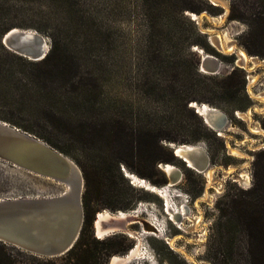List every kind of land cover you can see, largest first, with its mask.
<instances>
[{
	"label": "rangeland",
	"instance_id": "374dc122",
	"mask_svg": "<svg viewBox=\"0 0 264 264\" xmlns=\"http://www.w3.org/2000/svg\"><path fill=\"white\" fill-rule=\"evenodd\" d=\"M224 3L222 6L210 0H0V26L6 30L38 28L41 32L35 31L49 39V50V34L61 31L62 41L55 59L73 66L75 75L71 83L78 88L74 99L66 95L67 83L58 87L59 98L53 102L49 99L42 102L35 96L31 101L25 97L22 104L24 93L21 94L20 85L16 86L18 81L2 73L0 121L16 128L13 123L34 126L38 136L29 134L69 158L79 169L80 164L89 160H103L110 166L108 173L115 179L116 187L101 197L90 227L92 238L105 240L104 244H92L98 251L123 249L126 254H114L123 257L137 247L139 256L128 264H234L242 260L247 248L246 233L228 222L234 223L237 218L233 205L249 201L247 191L259 188L264 163V133H254L257 128L264 132V103L253 97L264 94V38H260V22L252 21L254 14L264 12V0H224ZM231 5L248 19L228 20ZM182 7L201 12L184 11L187 21L182 20L178 15ZM217 35H226L236 49L221 50L213 43ZM246 44L262 56L249 54ZM237 49L255 57L261 66L248 63L244 67L238 63ZM205 54L220 64L216 74L201 71L199 66ZM0 65L9 70L14 68L15 76L31 71L25 63L2 52ZM233 69L243 75V90L249 102L240 95V85L235 98L218 93L222 80ZM188 96L202 100L191 104L193 107L204 103L225 114L227 123L220 133L209 128L190 104L189 111L183 108ZM246 104L243 110L234 109ZM36 105L53 110L60 118V131L43 121L40 127L35 126L38 120L29 108ZM20 108H26V113L19 112ZM248 112L249 121L245 117ZM199 121L206 130L199 132L201 139L195 145L208 157L205 173L174 157L169 146L163 144V149L158 148L156 139L145 133L147 129L156 130L182 140L191 135V128H197ZM101 122L106 124L103 133L98 128ZM83 124L87 126H79ZM83 131L93 132L94 139ZM170 156L173 157L170 162L158 159ZM166 163L176 169L178 181L174 185L169 184V176L161 167ZM208 172L212 173L210 182ZM125 173L130 179L135 176L144 183L128 180ZM147 185L154 187V191ZM66 191L67 185L63 183L0 161V199H43ZM131 200L136 201L130 214L159 231L146 234L138 222L125 226L131 234L118 231L97 238L96 216L103 211L121 212L118 207ZM167 206L185 216L178 221L171 219ZM114 235L118 238L109 242ZM64 256L29 259L25 263L64 264L61 259Z\"/></svg>",
	"mask_w": 264,
	"mask_h": 264
},
{
	"label": "trees",
	"instance_id": "16d2710c",
	"mask_svg": "<svg viewBox=\"0 0 264 264\" xmlns=\"http://www.w3.org/2000/svg\"><path fill=\"white\" fill-rule=\"evenodd\" d=\"M187 10L195 13L201 12L200 10H195L194 8L191 7H182L180 8L178 13L179 17L182 20L187 21V18L183 15L184 11ZM1 12L2 10L0 7V14ZM247 19L248 18L244 12L239 11L234 5H231L230 13L228 15V20L245 21ZM252 21L260 22V26H261L260 38H264V12L254 14L252 16ZM29 27L32 26H26V28ZM34 29L37 30L38 32H41V30L38 28H34ZM8 30L3 28V26H0V52L16 58L18 61L25 63L31 68L30 72H21V76H15L16 71L14 68L9 70L8 69L9 67L4 68L0 65V74L4 73L7 75L5 77H8V79L11 78L18 81V84H16V86L20 85L21 88L20 92L21 94L22 91L24 93L22 95L23 98L21 99L22 100L21 103L25 104L26 98H28V100L31 101L30 98H35V96H38L42 100V102L45 101L44 99H49L51 102H53V100H57L59 98L58 87L67 83L69 84V86L66 95H68L70 100H73L74 99L73 96L77 94V90H78L76 85L71 83V79L75 75L72 69L73 66L69 64L67 65L62 64L61 62L55 59L56 56L58 55L57 52L58 45H60L62 41L60 37L61 31L57 29L54 30L52 34H49L51 40V49L49 50L46 57L41 61L32 62L22 57H19L15 54L13 55V53H10L7 49L3 47V45L1 44V38ZM193 43L197 44V42H193ZM200 45L202 47H205L203 44ZM245 49L249 54L262 56V54H259L247 44L245 46ZM194 70H195V75L199 76L196 69ZM239 85L242 86L240 87V95H242V97L244 98V100H246V102H249L243 90V85H244L243 75L240 74L236 69H233L231 73H229L225 77V79L222 80L221 85L218 87L219 89L218 93L235 98L237 96V93H239V90L237 91V86ZM200 101L202 100L194 98V96H188L184 100L183 108L189 111V108H187L188 104H190V108H192L191 104L193 102L200 103ZM38 103H40V101H38ZM82 106L84 107L85 105ZM246 107L247 104L245 105V107H241V108L236 107L234 109L243 110ZM89 108L91 109L93 108V106H90ZM29 110L36 114V116H34V118L38 120V122L35 124L36 127H40V123L43 121L44 123L53 127L55 131L58 132L61 130L62 126L59 124L60 118H57L55 114H53V110L51 108H46L44 106L36 105L33 108L30 107ZM18 111L22 113H26L27 109L20 108L18 109ZM103 122L99 123L98 126L99 132L101 133L104 132V127L106 125ZM13 125L17 126L18 128H20L25 132L36 135L35 130L33 129L34 126H28V125L26 126L17 123H13ZM79 126L86 127L87 125L83 124ZM205 130L206 127L201 121H199L197 128H191V132H190L191 135L182 140H177L173 137L163 135L162 132L156 130L147 129L145 133L147 135L151 134V136L154 137V140L156 139L155 145L158 148L163 149V144L164 146H166L165 143L167 144L172 143L176 145H182V144L195 145L201 139V135L199 134V132H203ZM83 133L85 134L86 132L83 131ZM87 135L90 136L91 139H94L93 132L92 133L88 132ZM47 142L50 143L49 141ZM170 157L172 159L171 158H166V159L158 158V159L159 161L170 162L173 160V157L172 156ZM124 164L126 166H129L126 162ZM80 169L84 179V192L82 196V203L84 210L83 227L81 229L80 236L74 247L61 259L64 260V264H106L108 260L112 256H114V254L117 253L126 254V252L123 249L111 250L110 252L98 251L96 248L92 246V244L94 243L104 244L105 240H101V242H99L94 238H92V234L90 233V227L92 224L94 213L98 210L97 207L100 203L101 197L105 195L107 191L108 192L113 191L116 187V182L115 179H113V177L110 176L108 173V171L110 170V166H107L106 162L103 160H101L100 162L89 160L83 165L80 164ZM115 170L119 175V177L123 181H125L122 178L117 167ZM260 175H259V179H260L259 188L257 187L247 191L246 194L250 198L249 201H246L244 203H237L233 205L237 218L234 223L228 222L229 223L228 225H232V224L236 225L246 233L247 248L244 250L242 260L241 259L236 260L235 262H233L234 264H264V163L261 168ZM127 179L130 180L129 178ZM128 188L133 190V188L129 185ZM254 195H256L255 198H253ZM135 199L137 200L138 198ZM134 201L133 200L127 201L126 203L122 204V206L118 207V209L122 210V212L133 211L135 210ZM117 238L118 236L114 235L112 236V238H109V242H112ZM102 256L103 258H101ZM224 257L232 259L231 255L226 256L224 254ZM29 259L37 260L40 258L29 255L19 249H16L11 246H7L2 242H0V264H27L25 262Z\"/></svg>",
	"mask_w": 264,
	"mask_h": 264
},
{
	"label": "water",
	"instance_id": "95a60500",
	"mask_svg": "<svg viewBox=\"0 0 264 264\" xmlns=\"http://www.w3.org/2000/svg\"><path fill=\"white\" fill-rule=\"evenodd\" d=\"M1 44L11 53L32 62L43 60L49 51V39L31 29L12 28L2 36ZM219 65L214 57L205 54L199 67L201 71L204 68L213 75L218 72ZM194 109L209 128L214 131L224 129L227 123L225 114L220 112V117L213 121L214 126H211L197 111L198 108ZM207 113L210 116L214 111ZM165 145L169 146L173 155L179 159L181 158L177 156L176 151L184 147L180 149L183 162L185 158L205 156L206 162L196 164V167L198 171L208 167L206 153L201 148H195L196 145L172 143ZM40 152L45 153L62 171L44 168L38 158ZM19 160L32 164L33 168L23 165ZM0 161L68 186L67 191L57 197L0 199V242L41 259L58 258L67 254L76 244L84 222L82 203L84 179L81 170L73 161L45 142L3 121L0 123ZM124 175L127 177L126 173ZM95 222L94 220V230ZM132 222L137 220L133 217H126L124 220L111 218L107 222L101 221V226L108 231L105 234L108 236L125 231V226ZM143 227L148 230L146 225L143 224Z\"/></svg>",
	"mask_w": 264,
	"mask_h": 264
},
{
	"label": "bare ground",
	"instance_id": "6f19581e",
	"mask_svg": "<svg viewBox=\"0 0 264 264\" xmlns=\"http://www.w3.org/2000/svg\"><path fill=\"white\" fill-rule=\"evenodd\" d=\"M210 1H211V3H213L215 5H222V6L225 5L224 0H210ZM193 16L195 17V15H193ZM213 41H214L213 42L214 44H216L221 50H223L225 52H233L236 49V47L234 46L232 41H230L227 38L226 35H217V36H215ZM237 55H238V58H239L238 63L241 62L244 67H246L248 65V63H252L254 66H256V65L257 66H261L260 61L257 62L255 57L247 56L242 49H237ZM219 68H220V65H219ZM219 68H217V70H219ZM202 71H205V72H207L209 74H212V73L204 70V68H203ZM253 97H255L260 102L264 103V94H261V96L257 95V96H253ZM193 104H195V103H192V105ZM195 107L198 108V111L201 114V116H204V118L206 119V122L208 123V125L214 126V122L213 121H216L220 117V111L219 110L211 108V107H209L206 104H201V105L197 104L194 107L192 106V108H195ZM212 110L214 111V113H212L210 116H208L207 111L211 112ZM249 115H250V112H248V114H245V117H247L248 121L250 120ZM0 123H2V121H0ZM215 131L218 132V131H221V130H216L215 129ZM254 133L255 134H261V133H264V132L262 130H260L259 128H257ZM182 148H184V147H180L176 151L177 156L180 157L181 159H183L182 153L180 151V149H182ZM195 148H199L200 149V147H198V146H196ZM196 150H198V149H196ZM38 154H40V155H38V158H40L41 164L44 166V168H47L49 170H54V171H57V172L58 171H60V172L62 171L59 168V166H57L56 164L55 165L53 164L52 160L45 153L40 152ZM233 154L238 155L236 152H233ZM19 161L23 165L28 166L30 168H33L32 164L25 163L22 160H19ZM184 161L187 163V166H189V167L195 169L196 171H198L197 170L198 168L196 167V164L203 163V161L206 162V157L202 156V155L193 156L191 159L185 158ZM161 167L163 169H165L164 171H165V173L168 174V176L170 178V182H173V184H171V185L176 184L177 181H178V175H177L175 167H173L170 164H162ZM20 169L25 170L24 168H20ZM206 169L203 170V171H198V172H204L205 173ZM25 171H28V170H25ZM28 172H31V171H28ZM31 173H34V172H31ZM34 174H36V173H34ZM37 175H40V174H37ZM126 176H127V178H129V176L127 174H126ZM206 177H207L208 181L210 182L212 180V173L211 172L206 173ZM131 178L134 180V182H137V181H138V183L142 182L141 179H139V178H137L135 176H132ZM132 179H130V180H132ZM142 183H144V182H142ZM65 185H67V184H65ZM147 187H149V189L151 191H154V189H153L154 187L148 186V185H147ZM67 189H68V186H67ZM207 196H208V194H207ZM167 210L170 213L169 216L171 217V219L173 218L175 221H178V220H180L182 218V216H185V214H182L180 212L171 211L168 206H167ZM126 217H133V218H135L137 220V222L128 223L127 226H129L131 224H139L138 222H140L142 230H144L146 234H151L152 232H158L159 231L158 228H156L155 226L151 225L150 223H146V222L141 221V220L139 221V217L134 216L133 214H130V212H122V211L120 212L119 211V212H117L115 214H111L110 212L103 211V212L98 214L97 220H95L96 221L95 222V231H96L97 237L98 238H103V237H105V234L108 232L107 230L102 228L101 221L102 222H107L111 218L124 220ZM143 224L147 226L148 230H146V228L144 229ZM125 231L131 234V232L128 230V227L125 228ZM138 256H139V251H138V248L135 247L126 256H123V257L114 256L113 259H112V262L110 264H128L131 260L137 258Z\"/></svg>",
	"mask_w": 264,
	"mask_h": 264
},
{
	"label": "flooded vegetation",
	"instance_id": "af4514ba",
	"mask_svg": "<svg viewBox=\"0 0 264 264\" xmlns=\"http://www.w3.org/2000/svg\"><path fill=\"white\" fill-rule=\"evenodd\" d=\"M222 131V130H221ZM217 133H220V131H218Z\"/></svg>",
	"mask_w": 264,
	"mask_h": 264
}]
</instances>
